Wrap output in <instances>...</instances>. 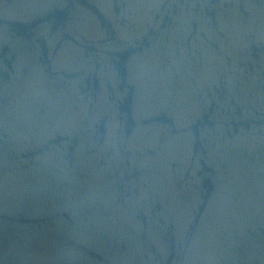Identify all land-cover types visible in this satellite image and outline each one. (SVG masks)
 <instances>
[{"label": "water", "instance_id": "water-1", "mask_svg": "<svg viewBox=\"0 0 264 264\" xmlns=\"http://www.w3.org/2000/svg\"><path fill=\"white\" fill-rule=\"evenodd\" d=\"M0 264H264V0H0Z\"/></svg>", "mask_w": 264, "mask_h": 264}]
</instances>
